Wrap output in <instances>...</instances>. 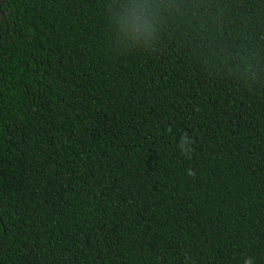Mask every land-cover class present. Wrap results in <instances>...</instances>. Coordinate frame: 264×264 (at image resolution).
Wrapping results in <instances>:
<instances>
[{
	"label": "trees",
	"instance_id": "16d2710c",
	"mask_svg": "<svg viewBox=\"0 0 264 264\" xmlns=\"http://www.w3.org/2000/svg\"><path fill=\"white\" fill-rule=\"evenodd\" d=\"M124 2L0 0V264H264V0Z\"/></svg>",
	"mask_w": 264,
	"mask_h": 264
},
{
	"label": "clouds",
	"instance_id": "9594fccd",
	"mask_svg": "<svg viewBox=\"0 0 264 264\" xmlns=\"http://www.w3.org/2000/svg\"><path fill=\"white\" fill-rule=\"evenodd\" d=\"M153 19L150 15V5L147 4V0L143 3L140 0H126V2L119 4L114 13V23L119 26L124 39L136 44L153 36L155 31ZM194 143L195 141L185 133L180 137L177 146L183 155L191 159ZM188 175L195 176L196 173L194 170L189 169ZM244 264H254V258H247Z\"/></svg>",
	"mask_w": 264,
	"mask_h": 264
}]
</instances>
